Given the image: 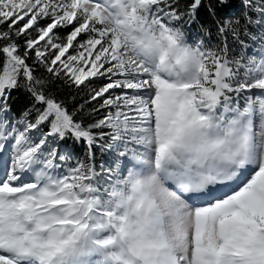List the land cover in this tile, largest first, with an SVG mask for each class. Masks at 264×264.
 I'll use <instances>...</instances> for the list:
<instances>
[{"label": "snow or ice", "instance_id": "snow-or-ice-1", "mask_svg": "<svg viewBox=\"0 0 264 264\" xmlns=\"http://www.w3.org/2000/svg\"><path fill=\"white\" fill-rule=\"evenodd\" d=\"M202 6L216 17L204 0H0V264H264V0L217 20L216 45L184 27ZM97 146L116 155L99 171Z\"/></svg>", "mask_w": 264, "mask_h": 264}, {"label": "trees", "instance_id": "trees-1", "mask_svg": "<svg viewBox=\"0 0 264 264\" xmlns=\"http://www.w3.org/2000/svg\"><path fill=\"white\" fill-rule=\"evenodd\" d=\"M184 2H186V0H181V4H183ZM209 2H211L217 9L216 17H213L209 14L206 6H202L196 16L195 22L190 25H184V27H186L188 31L189 29H192L198 34L201 31L200 26L203 25L208 30V34L203 38L206 39L210 44L216 45L221 41V37L217 33L216 21L220 19H226L227 17L232 20L240 18L242 17L243 9L241 7L240 0H226V6L218 5L217 0H204V5H207ZM241 22L243 23V21ZM227 40L229 46L234 49L232 54L236 55L237 52L241 50L239 45L233 43L232 36L230 34H228ZM43 74L44 70L42 68H39L37 70V75ZM51 90L54 91L60 99L65 100L70 108L84 102L83 88H81V90L77 92L75 88H69L62 84L60 81H55L52 85ZM32 104L33 101L29 94L23 88L18 89L12 94L10 113L14 117L19 118L24 110L30 109L32 107ZM86 107L91 106L86 105ZM85 119L88 120L89 117L86 115ZM65 142L66 144H75L74 146L78 147L81 150V156L83 157L85 152L84 144H82L81 146V144L75 143L72 140H67ZM97 153L98 151L95 149V155H97Z\"/></svg>", "mask_w": 264, "mask_h": 264}]
</instances>
